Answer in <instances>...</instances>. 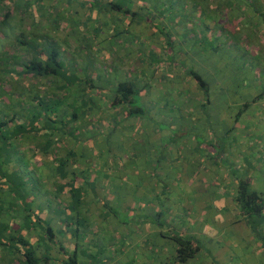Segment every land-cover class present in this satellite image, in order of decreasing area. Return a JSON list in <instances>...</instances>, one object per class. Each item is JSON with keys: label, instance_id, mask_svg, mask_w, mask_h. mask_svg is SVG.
<instances>
[{"label": "rangeland", "instance_id": "obj_1", "mask_svg": "<svg viewBox=\"0 0 264 264\" xmlns=\"http://www.w3.org/2000/svg\"><path fill=\"white\" fill-rule=\"evenodd\" d=\"M209 2L207 9L199 11L195 9L197 7L191 10V5L178 1L172 8L173 16L163 19L156 16L157 18L153 20L146 13L138 14L133 22L129 23L128 19L121 18L113 20L114 25L106 23L103 19H96V17L93 18V21H87L88 13L84 16L83 11L80 10L78 15L74 13V21L71 23V21L63 19L65 12L71 11L66 7L63 8L61 3L55 5L61 10L57 14L59 17L57 16L54 21L50 22V25L49 21H46L49 16L45 10H40L35 14L29 12L31 17L24 18L23 28L27 31L30 29V20L32 23L33 19L37 21L39 28H41V23L45 27L49 25L45 30L49 29L48 35L58 37L56 39L59 41L58 47L64 58L62 60L65 69L76 78L94 84L93 86L138 80L134 84L139 91L134 96V101L129 109H126L140 108L139 114L134 112L138 120L123 121L120 115H111L106 112L105 118L108 123H111L112 129L111 127L108 129V126L107 129H103L105 135L100 137L102 143L98 145L95 143L96 130H94L95 132L89 130L91 125L95 128L97 125L95 126L93 121L88 122V120H91L98 103L105 107L106 102L99 99L100 92L95 91L94 88L86 92L83 103L80 102L78 96L75 98L71 96L69 100L72 107L68 109L71 110L70 114L75 113L79 120L71 125L69 132L75 131L73 134L77 139L76 143H82L83 160L80 159V164H93L91 163L94 157L93 145L97 148L98 146L104 148L103 156L106 157L111 151L114 154L116 150L114 145L128 146V136H135L138 131L135 127L140 124L157 125L163 131L195 129L201 132L194 139L196 141L195 148L190 145L192 138L189 141L186 137L185 139H176L172 136L165 139L166 143L173 144L171 150L165 149L153 155L164 160L178 159L180 162L189 163H194L195 160L197 161L196 165H200L199 163L203 160H209L208 156L211 153L209 145L211 149L221 151V144L225 143L224 147H226L232 140H235L234 147L241 146L242 151L245 147H250L248 145H251L252 149L256 147L258 150L264 151L262 149L264 104H261L264 102V94L258 98L261 100L260 103L252 101L255 95L264 93V28L261 25L258 26L259 28L253 29L258 23L257 18L253 17L250 10L245 16L239 13L240 10L245 9L247 4L245 1L209 0ZM234 2L237 5L240 4V9L236 6L237 10L225 16V11H230V6ZM254 2L260 3L257 0ZM9 4L7 3V5ZM31 9H33L32 6ZM216 9L218 10L216 11ZM104 17L106 18V16ZM243 21L244 24H241ZM253 21L255 22L252 25ZM223 23L230 28H225L223 31L221 29ZM228 23H234V25ZM239 24L241 25L239 26ZM94 26L98 27L97 34L93 31ZM116 28L117 30H113ZM217 28H220L219 31ZM19 30L16 29V32ZM119 30L121 34L107 40L104 39ZM238 33L240 35H237ZM4 38L0 37L2 60H6L4 59L6 55L3 56V54L7 52L9 44L15 43L13 38ZM212 38L217 39L216 43L212 44ZM251 51L255 53L252 56H250ZM105 53L109 57L108 60L104 59L103 61ZM19 54L22 55V53ZM20 59L23 61L22 57ZM1 67L11 70V66L9 67L7 63L3 66L0 62ZM3 68L1 69L3 70ZM136 69L144 73L143 82L137 79ZM19 70V68H15L16 72ZM191 71L199 74L205 81L206 92L202 91L193 81L189 75ZM14 73H12V81L9 86L18 93L22 86L27 87L24 89L26 92H23V96L20 98L22 101L34 97L33 89H36L35 93L42 95L51 87L47 81L39 85V82L34 81L33 78L17 79L18 76ZM214 80H216V85L213 84ZM2 81H0V85L8 84ZM193 84H196V90L192 88ZM28 87H31L32 90H29ZM188 87L190 88L188 89ZM195 93L197 97L202 94L206 95L204 97L211 101V105L203 107L193 105L194 102L201 104L198 99L193 100L191 97ZM214 93L217 96H213ZM246 95H250V98ZM13 98L11 104L16 102V97ZM95 98L97 99L95 100ZM66 102L68 103V99ZM3 105L8 104L3 103ZM19 107L15 104L13 108L19 110ZM87 109L90 111L88 112ZM199 109L201 115H199ZM87 115H89L88 120H86ZM151 117L153 118L151 119ZM217 127H220L218 130L227 132L226 136L219 135L218 130L215 132ZM255 129H258L257 134L253 133L256 131ZM246 131L251 134H248L247 138H243ZM254 136L259 137L260 144L257 143V138ZM133 145L140 146L139 142H134ZM182 145H185L186 148L181 150ZM187 145H190V149L187 148ZM134 147L130 146V148ZM245 156H248L246 149ZM253 158L256 159L255 156ZM196 168L198 170V166ZM191 171L190 169V173ZM212 173L215 175L216 169H213ZM217 176L219 177V174ZM215 195L216 193H212L203 200L194 197L189 206L181 208L175 206L174 211L170 213H177L176 216L169 219V222L165 218L164 226L170 227L171 230L174 229L173 234L175 235H178L179 228H185L187 225L191 231H198L199 235L194 234V236L200 242V253L207 252V260H211L213 264H264V224L260 228L255 225L252 229L245 221L246 224L229 227L226 222L230 219L224 217L228 211L222 208L226 204L229 206V200ZM108 205L109 208L106 207L104 210L106 213H116L119 221L126 219L128 212L124 209H114L111 204ZM205 211L211 218L202 216L201 213ZM178 213L183 214L179 215ZM185 213L194 214H190V217L187 218ZM206 235L212 238L210 242L205 240ZM119 247L120 245L112 244L110 247L106 245L105 256L109 260L106 264H114L117 260L116 255L119 254L117 252ZM10 259L12 258H9L7 253H2L0 250V264H7ZM198 262L202 263L200 260ZM14 264H18V262L15 261Z\"/></svg>", "mask_w": 264, "mask_h": 264}, {"label": "trees", "instance_id": "obj_2", "mask_svg": "<svg viewBox=\"0 0 264 264\" xmlns=\"http://www.w3.org/2000/svg\"><path fill=\"white\" fill-rule=\"evenodd\" d=\"M178 1L191 5V10L197 7L195 9L199 11L207 9L210 3L209 0H0V37H10L15 42L9 44L7 52L3 54L6 55V60H2L0 56L3 66L6 63L11 66V70L0 68V81L3 79L2 82L8 83L0 85V250L12 258L7 264H14L15 261L18 264H106L109 261L105 256V249L97 245L95 236L93 240V234L89 232L91 219L82 211L84 187L75 184L79 183L78 176L66 169L67 159L58 157L59 154H55L54 150L62 140L58 136L64 137L65 141L77 140L75 131L74 134L69 132L74 115L65 120L60 116L61 109L72 107L69 100L71 96H78L85 101L86 92L94 88V84L76 78L65 69L63 55L58 47L59 41L56 39L58 37L48 35L49 29L45 30L61 10L55 5L61 3L63 8L71 11L65 12L63 17L71 23L74 21V13L78 15L80 10L84 16L88 13L87 21H93L96 17L114 25L113 20L121 18L128 19L129 23L133 22L138 14L146 13L153 20L156 16L162 19L173 16L172 8ZM241 1L248 5L239 13L245 16L250 10L258 23L253 29L261 25L264 28V0H257L260 2L258 4L254 0ZM232 4L230 11H225V16L241 7L235 2ZM40 10L46 11L49 25L45 27L41 23L39 28V24L33 19L32 23L30 20V29H24L22 22L26 16H30L29 12L35 14ZM225 28L230 27L223 23L221 29L224 31ZM16 29L20 30L16 32ZM93 31L97 34L98 27L94 26ZM42 32H46L47 36ZM120 32L111 33L104 39L112 38L121 34ZM216 41L217 39L212 38V44ZM105 56L108 54L105 53ZM16 67L20 69L18 72L15 71ZM12 73L18 76L17 79L33 78L39 85L47 81L51 87L42 95L35 93L36 89H33L34 97L22 101L20 98L27 87L21 85L19 93L10 87ZM189 75L202 91H207V85L199 74L191 71ZM30 88L28 87L32 90ZM137 93L134 83L118 82L111 95V107L122 106L129 109ZM263 94L255 95L253 100ZM13 97H16V102L11 104ZM15 104L20 106L19 110H14ZM134 112L140 113L141 109L128 110V114ZM48 156L55 162L50 176L55 183L53 196L69 195L64 209L57 213L58 216H63L61 221L65 225L64 229H54L53 225L32 209L34 190L39 192L43 176L40 175L43 170L40 168L39 173L40 165L37 164L44 166L42 160ZM236 201L252 229L255 225L260 228L264 224V199L251 189L246 177L238 178ZM173 240L177 244L175 264H185L200 251L197 238L173 236Z\"/></svg>", "mask_w": 264, "mask_h": 264}, {"label": "crops", "instance_id": "obj_3", "mask_svg": "<svg viewBox=\"0 0 264 264\" xmlns=\"http://www.w3.org/2000/svg\"><path fill=\"white\" fill-rule=\"evenodd\" d=\"M252 55H254L253 52L250 56ZM108 57L109 55L103 56V61ZM137 64L139 65L138 62ZM136 73L138 74L137 79L143 82L144 73L138 69H136ZM228 82L230 83V80ZM117 83L94 86L95 91L98 90L100 92L99 99H103L106 102V108L98 103L91 120H88L89 115L86 118L88 122L93 121L94 125L98 126V128L97 126L95 128L91 125L89 128L90 131L95 132L94 130H96L97 132L95 136L97 145L102 143L100 137L105 135L103 129H107V126L108 129L109 127L112 129L111 123H108L105 118L106 112L111 115H120L123 121L138 120L134 113L128 114V110H126L128 108L122 106L111 107V95ZM213 84L216 85V80H214ZM192 88L196 90V84H193ZM139 89L142 90L140 87ZM211 89L214 91L213 88ZM196 95L195 93L191 97H193V100L198 99L201 104L194 102L193 105L201 107L211 105V101L204 97L206 95L202 94L199 97ZM213 96H217L216 93ZM246 96L250 98V95ZM78 99L83 103L82 99ZM252 101L260 103L261 100L252 99ZM261 104H264V102ZM87 110L88 112L90 111V109ZM70 112V109L62 108L60 116L66 120V118L69 119L74 115L72 125L79 118L75 113L70 114ZM198 112L201 115L200 109ZM219 128L217 127L215 132ZM135 129L138 130L135 136H128L129 145L124 146L123 144V147L117 144L114 145L116 148L114 154L111 151L107 157L103 156L104 148L99 146L97 148L93 145L94 157L91 165L79 163L80 159L83 160L81 142L77 144L69 139L65 141L64 137L58 136L62 140L54 148L55 154H59L58 157L67 159L66 169L78 176L79 183L75 184L84 187V207L82 211L90 216L91 225L89 232L93 234V240L95 236L97 245L103 248L106 245L109 247L112 244L115 246L120 245L117 250L119 254L116 255L117 260L114 264H175L177 244L173 240V236L196 238L194 234L199 235V232L191 231L187 225L185 228H179L178 235H175L173 234L174 229L171 230L170 227L164 226L163 222L165 218L169 222V219L171 220L176 216L177 213H170L174 211L175 206L177 208L189 206L194 197L203 200L210 194L216 193L215 196L227 198L229 206L226 204L222 208L228 211L224 217L230 219L226 222L229 227L246 224L236 201L238 178L246 177L251 189L262 195L264 199V151L258 150L256 147L252 149L251 145H248L250 147H245L244 151H242L240 149L241 146L234 147L235 140H232L231 143L228 142L229 145L226 147H224L225 143H222L221 151L211 149L209 145V150L211 151L208 156L209 160L198 162L200 165H196L197 161L195 160V164L186 161L180 162L178 159L164 160L153 155L165 149L171 150L173 144L166 143L165 139L174 136L176 139H185L186 137L189 141L192 138L190 145L195 148L196 141L194 139L201 132L195 129L163 131L157 125L147 126L141 124L140 126L137 125ZM218 131L219 135L226 136L227 132ZM253 133L257 134L258 129ZM207 134L209 135L208 132ZM248 134L251 133L246 131L243 138H247ZM255 138H257V143L260 144L259 137ZM134 142H139L140 146L133 145ZM262 144V149H264V142ZM190 145H187L188 149H190ZM130 146H135V149L130 148ZM180 148L182 150L186 147L182 145ZM245 149L248 156H245ZM42 164L44 166L37 164V166L40 165L38 167L39 173L40 168L45 172L40 174L43 176L42 181L40 180L39 192L37 193V190H34L32 209L38 212L37 215L42 216L50 225H53L54 229H64L65 225L61 221L63 216H58L57 213L64 209L69 195L58 196L54 194L53 196L55 183L50 176L52 169L55 168V162L51 156H48L42 160ZM196 166H198V170ZM190 169L192 170L191 173ZM213 169H216L215 175L212 173ZM218 174L219 177L217 176ZM64 182L60 181V183ZM108 204H111L114 209H124L128 212L126 219L119 221L116 213H106L104 210H106V207L109 208ZM167 209L169 211H166ZM203 210L205 209L203 208ZM178 214L181 215L183 213ZM185 214L189 218L190 214L194 213ZM201 214L204 217L211 218L206 211ZM198 218L201 217L198 216ZM204 238L207 242L212 240L209 235ZM207 259V252L200 253L199 251L193 259H190L185 264H213L211 260ZM199 260L202 263H199Z\"/></svg>", "mask_w": 264, "mask_h": 264}]
</instances>
